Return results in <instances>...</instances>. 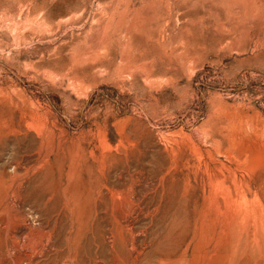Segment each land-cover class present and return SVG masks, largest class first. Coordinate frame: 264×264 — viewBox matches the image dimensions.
<instances>
[{"label": "rangeland", "instance_id": "1", "mask_svg": "<svg viewBox=\"0 0 264 264\" xmlns=\"http://www.w3.org/2000/svg\"><path fill=\"white\" fill-rule=\"evenodd\" d=\"M0 131V264L264 221V0H0Z\"/></svg>", "mask_w": 264, "mask_h": 264}, {"label": "bare ground", "instance_id": "2", "mask_svg": "<svg viewBox=\"0 0 264 264\" xmlns=\"http://www.w3.org/2000/svg\"><path fill=\"white\" fill-rule=\"evenodd\" d=\"M5 125L7 124L5 123ZM10 177L12 179L16 178L14 174L13 175L11 174ZM0 181H1L0 183H2L4 180L3 181L0 180ZM4 185H5V182H4ZM245 185H248V184H245ZM186 193H187L186 190H180L179 193H176V194L184 196L186 195ZM158 195L159 196H165V195L174 196L173 190L168 189V188L161 189V191L158 192ZM197 212H198V209L195 208V213ZM204 217H205V214H204ZM198 224L199 223H197V225ZM208 224H209V227L208 228L206 227L207 228L206 232L203 231L197 234L196 231H194L192 236L188 239V242L185 244L183 243L184 247L182 250H180L179 257L174 260L177 262V264H227L228 262H230V264H264V221H262L261 219L260 220L254 219L253 222H248V221L238 220V219L230 220V236L227 235L225 237H216L213 233L214 231H212V227L215 225L211 224L210 222ZM229 243H230V251L228 250ZM170 244L171 243H169V245Z\"/></svg>", "mask_w": 264, "mask_h": 264}]
</instances>
